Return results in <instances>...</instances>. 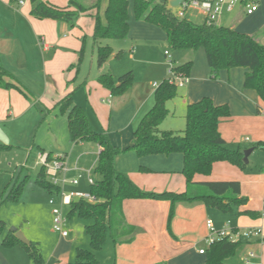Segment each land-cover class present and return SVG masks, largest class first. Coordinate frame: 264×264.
I'll return each mask as SVG.
<instances>
[{"label":"crops","instance_id":"1","mask_svg":"<svg viewBox=\"0 0 264 264\" xmlns=\"http://www.w3.org/2000/svg\"><path fill=\"white\" fill-rule=\"evenodd\" d=\"M44 1L59 6H66L69 3V0ZM172 1L168 0V7L172 5ZM253 1L259 4L258 10L253 14H247L244 6L242 4L238 5L232 11H237V15L232 20L231 27L240 32L258 36V39L264 44V0ZM107 3L108 0H105V4L104 0L102 2L100 10L102 17H104ZM132 7L133 0H130V32L127 38L122 39L124 41L123 44L119 45L118 49H116L114 44H111V41L115 40L106 39L110 41L107 44H110L114 49V55L108 61L122 59L129 52L134 60L144 61L148 65L152 64L164 67L162 72L163 80L171 77L173 65L178 66L188 61H193L189 81L182 86L184 91L180 95L184 110L187 109L190 103L197 102L203 97H211L216 104H228L231 109V115L222 118L219 124L223 138L233 148H240L243 152L250 148L254 149L248 157V162L246 163L248 165L245 169H241L228 161H218L214 163L210 175H196L195 180H238L241 182L242 195L248 198V202L239 207L238 210L262 211L264 208V154H261L262 152L260 151H264V145H262L263 148H260L256 144L260 142L264 143V102L255 90L244 87V79L248 68L235 67L229 70L223 69L218 78H212L206 53L203 48H200L198 50L178 51L180 53H178L179 62L173 59L169 71L165 70L166 65L164 62L157 61L154 55L155 48L167 42L166 32L159 26L144 20H137ZM31 9L32 4L29 0H25L23 5L18 6L12 5L10 0H0V37H3L2 39L0 38V42L6 41L7 34H14L17 42H23L26 37L32 36L34 45L47 56L43 61L44 79L47 81L44 92L36 94L34 91L28 92L25 90L26 94L17 88H0V131L2 127L21 120V126L15 130L18 136L25 133L29 134V129H33L38 125V121L35 119L33 121L29 120L28 117L33 109H38V105L51 107L63 100L69 93L73 94L75 92L74 84L72 83L74 81L72 80V73L65 75L63 80L58 79L59 82H57L58 58L60 56L64 57L60 68H64L73 62L76 59V52L80 47L79 38L83 34L87 36V32L93 38L95 27V10L86 14L92 17L86 32L82 29L84 26L82 18L78 20L79 26H81L80 29L75 30L72 25L64 21L38 19L30 14ZM191 11L200 14L195 10ZM186 16L187 13L185 18ZM68 32L71 37H68ZM72 36L76 38L73 39ZM93 44L96 49L94 38ZM121 50L123 51V55L121 58H118L116 54ZM166 51L164 55L166 58H169L171 54L167 55ZM13 57L17 58V63L23 64L24 61L26 62L27 54L26 51L22 50V52H15ZM0 58H2L1 55ZM13 59L15 60V58ZM105 64L101 67L98 66L96 78L83 80L79 85L77 93H82L80 94V98H83V103L77 99V93L72 95V100L87 111L91 125L95 129L107 130L116 146L125 147L133 141L134 131L142 118L152 109L155 103L156 89L163 80L161 82L155 81L154 83L151 81L135 80L133 85L123 94L113 95L97 79L100 74L111 72L118 83V78L124 73L120 74L114 69L112 70L111 67L105 68ZM71 68L72 66L69 69ZM129 71L134 72L133 69ZM15 78L17 81H11L21 86L23 90L28 88L25 86L27 85L25 82L16 76ZM50 89H52L54 95L48 96V90ZM99 98H102L103 103L100 102ZM259 110H261V113H258ZM94 118L98 121L97 124ZM61 119L62 121L59 122L57 130L54 129L52 131L49 125L48 132H53V135L46 138L58 144L63 142L73 144V146L71 144V147L73 153L76 154L75 164L73 163L74 161L69 160L70 158L67 154L64 157L61 155L54 156L64 159L68 169L61 175H67L80 171V163L92 162L96 157L98 161L100 146L94 141L73 142L69 134L67 116L64 114ZM171 124L172 122L169 120L167 122L163 121L160 127L173 128ZM124 133H127V135L124 136ZM1 138L0 141H4ZM37 139V135H35L34 140ZM118 159L116 160L118 170L128 174L144 190L182 192L187 189L186 177L182 173L184 158L181 153L137 156L136 160L133 161L132 158L131 163L128 165L118 163ZM142 167H146L150 171H143ZM85 171L87 172V170ZM73 185H79V183ZM204 205L202 202L178 204L176 217L172 222L174 234L172 236L167 229V218L170 207L168 201L126 199L123 204L126 219L130 224L138 227V232L135 235V239L130 243L116 245L112 240L115 248V257L111 259L112 262L109 264H158L161 262H165V264H187V259L190 258L191 251L193 250V245L194 252L192 251V254L195 256V262L193 261L192 264H206V254H201L199 250L203 247L207 249L205 242L207 233H204L201 237L204 244L198 247V249L196 247L198 241H192L195 230L193 224L194 215L198 213L205 215L208 213L209 208L215 209L211 207L206 208L207 206ZM180 215L183 216V219H180ZM232 216L233 218L229 219L222 229L249 230L260 228L264 233V216L260 218H252L248 215ZM35 241L39 242L42 247V239H36ZM245 241L246 246L250 247V249L256 248V246L264 249V241H261L259 238L245 239ZM255 241L260 244H256ZM242 243H244L243 240ZM79 247H88L87 240L84 239L80 242L78 237H70V234L67 237H62L61 240L51 244L47 255L48 259L43 258L44 264H68L76 256V251ZM19 250L24 253V249L19 245L11 247L10 252H6L7 250L0 248V260L2 264H13L8 256L10 257L12 253L21 256L22 252H17ZM42 251L44 252L43 249ZM250 252L254 251L251 250ZM255 254L256 257L253 259V264H264L263 255L259 254V251ZM247 256L243 258L244 264H246L245 258ZM231 259L232 257L228 259L229 263L237 264L232 262Z\"/></svg>","mask_w":264,"mask_h":264},{"label":"trees","instance_id":"2","mask_svg":"<svg viewBox=\"0 0 264 264\" xmlns=\"http://www.w3.org/2000/svg\"><path fill=\"white\" fill-rule=\"evenodd\" d=\"M32 4L30 14L38 19L64 21L75 26L82 14L95 10V27L93 38L97 47L98 66L104 65L113 55L110 44L101 40H122L130 32V0H108L104 17L100 15L103 0H69L68 5L59 6L44 0H29ZM20 0H10L14 6ZM134 15L137 20H144L162 28L167 35V42L174 50H198L203 48L211 70V77L218 78L221 70L235 67L248 68L244 87L253 89L264 102V44L256 35L240 32L232 27L216 23H195L187 18L177 17L168 0H133ZM123 51L117 52L121 58ZM193 61L182 65H173L176 74L190 76ZM15 76L0 65V88H17L21 86L12 82ZM98 82L109 89L113 95L127 91L134 83V72L128 71L118 78L111 72L102 73ZM178 95V86L167 78L156 89L155 103L152 109L142 118L134 131L133 141L125 147H117L105 129H95L90 122L87 111L72 100L69 93L58 104L62 113L67 115L70 138L73 142L94 141L100 146L95 172L99 179L90 187V194L96 202L85 199L74 200L70 205L69 216L77 215L84 220L92 221L85 225L90 237L91 249L77 248L76 259L68 264H104L98 260L96 251L103 249L109 236L117 244L130 243L135 239L138 227L130 224L125 216L123 204L126 199L165 200L170 203L167 229L174 236L172 222L180 203L202 202L207 207L218 209L232 215H248L260 218L262 211L243 210L238 208L248 202L242 195L241 182L238 180L196 181V175H210L214 163L228 161L241 169L246 168L244 152L233 148L222 136L219 124L222 118L231 115L228 104H216L211 97H203L187 106L185 115L186 128L183 131L162 130L161 123L169 115L167 103ZM258 113H261L259 110ZM264 143H258L262 146ZM257 146V147H258ZM6 147L0 144V149ZM134 150L137 155H170L181 153L184 158L182 173L186 177L187 189L175 191H148L138 186L128 174L116 167V157L125 151ZM55 157L49 153L48 160ZM143 171H150L146 167ZM36 182L51 194H59L61 185L55 184L42 165ZM23 190V184L17 185L7 200L16 201ZM6 228V222L0 220V238ZM3 246L11 248L21 246L35 264H44L42 248L39 242L31 244L21 242L14 231L6 234ZM242 240L232 241L229 238L219 239L206 249V264H231L228 259L235 256ZM158 264H165L161 262Z\"/></svg>","mask_w":264,"mask_h":264},{"label":"rangeland","instance_id":"3","mask_svg":"<svg viewBox=\"0 0 264 264\" xmlns=\"http://www.w3.org/2000/svg\"><path fill=\"white\" fill-rule=\"evenodd\" d=\"M170 8L173 13L176 14L177 8L172 5L170 6ZM236 15L237 11L231 13L225 12L217 20V24L221 26L231 27L232 20L236 17ZM80 18L84 20V26L82 29L87 32V27L88 24H90L92 17L87 16L86 14H82L79 19ZM186 18L198 24L203 23L204 21L202 15L197 14L191 10L187 12ZM72 27H74L75 30L80 29L81 26H79V21H77L76 25ZM86 34L87 36L83 34L79 38L80 47L76 52V59L73 62L69 63L68 66L64 68H60L62 66V61H64V57L60 56L58 58L59 64L57 66L56 72L57 82H59L58 79L63 80V77L65 75L72 73V80H74L72 83L74 84L75 89L74 93L78 92V89L80 87L79 85L83 80L96 78V75L98 73L96 58L97 47L95 49L93 38L88 35V32ZM67 35L68 37H71L69 32L67 33ZM72 38L74 39L76 37L72 36ZM101 42L103 43V45H105L110 41L101 40ZM123 42V40H115L111 41V44H114L116 49H118L119 45L123 44ZM22 50L26 51L27 54L26 62L24 61L23 64L17 63V58L13 57L15 52H22ZM166 50L171 54L169 58H166L164 55ZM178 51L180 50L172 49L166 42L158 45L155 48L154 56L157 61H163L166 65L165 70L169 71L171 67V61L173 59L179 62ZM130 54L131 53L127 52L122 59H112L108 61L105 64V68L111 67L112 70L114 69L120 74L126 73L127 71L133 69L134 81L144 80L154 83L155 81L161 82L163 80L162 72L164 67H159L152 64L148 65L144 61L141 62L140 60H134ZM0 55L2 57L0 58V65H2L14 76L18 77L20 80L27 84L25 86L28 88L24 89L25 93L26 91H34L36 94L44 92L47 81H45L44 79L45 74L43 70V61L47 58V56L34 45L32 36H29L28 38L26 37L23 42H17L14 34H7L6 41L3 43L0 42ZM12 57L15 58V60ZM71 66L72 68L69 69ZM14 80L17 81L16 79ZM183 91L184 88L178 87V95L174 99L170 100L169 103H167V107L170 110V113L166 117L164 122H167L168 120L171 121V127L173 128H163L161 126V129L183 131L186 128L185 115L187 109L184 110V105L181 99L182 97H180ZM48 92V96L54 95L52 89L48 90ZM74 93L72 95H74ZM80 94L82 93H79L77 95V99H79V101L83 103V98H80ZM99 99L100 102L103 103L101 100L102 98ZM85 107L87 106L85 105ZM62 116H64V114L62 113V109L58 103L54 104L51 107L38 105V109H33L28 116L29 120L33 121L35 119L36 121H38V125L35 128L29 129V134L25 133L21 136H18V134L15 133L16 128H19L21 126V120L8 126L2 127L0 131V137H2L1 139L4 140L0 141V144L6 146L3 149H0V220L6 222L5 231L0 238V248L2 250H7L6 252H10V248L3 246L2 240L6 234H8L10 231H14V228H17L18 230L22 231L25 234L26 238L31 242L35 241L36 239H42L43 243L41 248L44 250V252L42 251L43 258L45 257L46 259H48L47 255L50 251L51 244L61 240V238L63 237L60 231L54 229L53 209L55 206L61 208L62 210L63 217L66 219L65 229L70 234V237L76 236L78 237L80 242H82V240L84 239L87 240L88 247H86L85 249H91L90 237L86 232L85 225L87 223H91L92 221L84 220L77 215L69 216L70 205L62 204V195L78 191L83 193L90 192L91 184L89 183L88 175L85 170H90L91 168H94V166H96L97 157L92 162L88 160L89 162H86L84 164L80 163V171L72 172L67 175H61L60 177L62 179L66 178L67 182H61V191L59 194H51L47 189L40 186L36 182L38 172L42 165L39 159L40 154L51 153L53 156L61 155L63 157L67 154V156L70 158L69 160L74 161V164L76 162V154L73 153V149L71 147L72 143L67 144L66 142H63L58 144L56 142H52L49 138H46L53 135V132H48L49 125L51 126L52 131L54 129L57 130L59 122L62 121ZM94 120L97 124L98 121L96 120V118H94ZM35 135H37V140H34ZM125 135H127V133H124V136ZM256 146H258V144H256ZM258 147L263 148V146ZM260 152H262L261 154H264V151ZM137 156L138 155L136 151L128 150L120 153L116 157V160L117 158H119L118 163L120 162L121 164L123 163L128 165L129 163H131L130 161H132V158L133 161H135ZM247 165L248 164H246V167ZM91 177L94 181L99 179V175L95 172V168L92 169ZM75 178L79 180V185H73L70 183ZM19 184H23V190L20 194L19 199L16 201L7 200L8 196L13 192V189ZM51 199L55 200V206L50 202ZM232 218V214H227L217 209L210 208L208 209V213L205 215H201L200 213L195 214L193 217L195 230L192 241H198L196 244L197 249L204 244L203 240H201V237L204 235V233L208 234L206 225L208 219H212L216 230H220L228 223V220H231ZM180 219H183V216L180 215ZM205 229L206 231H204ZM243 242L244 243H242L237 248L235 256L232 257V262H235L237 264H244L243 258L247 256V254H249L251 250H253L255 253H258L259 251V254L261 253L264 257V249H260V247L258 246H256V248L250 249V247L246 246L245 239H243ZM255 242L256 244H260L257 241ZM192 247L194 250V245ZM192 251L190 258L187 259V264H192L195 260V256L192 254ZM17 252H22L21 256L15 253H12L13 255L10 254V257L8 256L9 260L13 264H35L27 255L25 250L24 253L20 250ZM95 253L98 260L102 263H111V259H114L115 257V248L113 246L112 238L109 236L103 249L96 251ZM75 259L76 256H74L71 262L75 261ZM0 264H2L1 260Z\"/></svg>","mask_w":264,"mask_h":264},{"label":"built area","instance_id":"4","mask_svg":"<svg viewBox=\"0 0 264 264\" xmlns=\"http://www.w3.org/2000/svg\"><path fill=\"white\" fill-rule=\"evenodd\" d=\"M25 0H20L19 5H23ZM242 4L247 14H253L258 10L259 4L253 0H182L177 8L176 16L179 18H185L186 13L189 10H195L203 15L205 22L208 24H217V20L226 12H232L238 5ZM169 55V52L166 51ZM170 82L176 84L178 87L184 86L189 81V77L182 74H176L172 71V75L169 78ZM42 165L46 166L47 174L55 184L61 182H67L66 178H61V174L64 173L68 168L66 162L62 157H55L52 161L48 160V154L42 153L39 156ZM92 170H87L89 183L92 184L94 180L91 177ZM73 184H78L77 178L71 181ZM85 199L90 202H96L97 199L90 193L83 192H70L69 194L62 195V204L71 205L74 200ZM55 206V200L50 201ZM54 229L61 232L63 237L69 235L65 229L66 219L63 217L62 210L59 207H54ZM264 216V215H263ZM208 234L205 237L207 247L213 242L219 239L229 238L232 241H239L243 239L259 238L264 241V233L260 228L249 229V230H238V229H220L216 230L212 220H208L207 223ZM201 254L206 253V247L199 250ZM256 257L254 252H250L245 258L246 264H253V259Z\"/></svg>","mask_w":264,"mask_h":264},{"label":"water","instance_id":"5","mask_svg":"<svg viewBox=\"0 0 264 264\" xmlns=\"http://www.w3.org/2000/svg\"><path fill=\"white\" fill-rule=\"evenodd\" d=\"M181 1H182V0H173V1L171 2V4H172L173 6H178V5L180 4ZM253 150H254L253 148H250V149H247V150L244 151V161H245L246 163L248 162V157H249V155L251 154V152H252ZM14 232H15V234H16V237H17L21 242H23V243H25V244H28V245L31 244V241L28 240V239L26 238L25 234H24L22 231L18 230L17 228H14Z\"/></svg>","mask_w":264,"mask_h":264}]
</instances>
